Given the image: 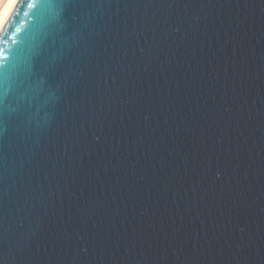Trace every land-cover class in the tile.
Wrapping results in <instances>:
<instances>
[{
    "label": "water",
    "instance_id": "water-1",
    "mask_svg": "<svg viewBox=\"0 0 264 264\" xmlns=\"http://www.w3.org/2000/svg\"><path fill=\"white\" fill-rule=\"evenodd\" d=\"M74 11L5 104L0 259L264 264V0Z\"/></svg>",
    "mask_w": 264,
    "mask_h": 264
},
{
    "label": "snow or ice",
    "instance_id": "snow-or-ice-1",
    "mask_svg": "<svg viewBox=\"0 0 264 264\" xmlns=\"http://www.w3.org/2000/svg\"><path fill=\"white\" fill-rule=\"evenodd\" d=\"M96 0H7V6L0 10V182L5 174L7 153L4 145V131L8 124H14L20 119V114L9 115L5 104L10 92H15L18 85L25 80H31L33 75L39 77L36 67L37 58L45 51V45L52 39L56 43V25L66 16L73 20L81 13L79 11ZM26 10L23 15L27 21L21 20L19 26L13 28L12 21L19 15L18 8ZM36 19V24L29 32L23 28L25 23ZM63 27V25H61ZM75 28V25H69ZM25 35H21V33ZM60 36L61 47L69 43ZM4 191L0 189V211L3 209ZM3 217L0 216V225ZM2 239V233H0ZM0 264L4 261L0 259Z\"/></svg>",
    "mask_w": 264,
    "mask_h": 264
},
{
    "label": "bare ground",
    "instance_id": "bare-ground-1",
    "mask_svg": "<svg viewBox=\"0 0 264 264\" xmlns=\"http://www.w3.org/2000/svg\"><path fill=\"white\" fill-rule=\"evenodd\" d=\"M7 6V0H0V10Z\"/></svg>",
    "mask_w": 264,
    "mask_h": 264
}]
</instances>
